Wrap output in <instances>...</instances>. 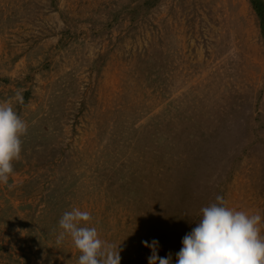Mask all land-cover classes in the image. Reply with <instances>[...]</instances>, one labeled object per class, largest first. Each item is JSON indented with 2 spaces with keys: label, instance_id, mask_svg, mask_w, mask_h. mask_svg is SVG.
Returning a JSON list of instances; mask_svg holds the SVG:
<instances>
[{
  "label": "rangeland",
  "instance_id": "rangeland-1",
  "mask_svg": "<svg viewBox=\"0 0 264 264\" xmlns=\"http://www.w3.org/2000/svg\"><path fill=\"white\" fill-rule=\"evenodd\" d=\"M0 103L28 126L0 264H77L73 208L120 264L175 259L218 195L264 215V0H0Z\"/></svg>",
  "mask_w": 264,
  "mask_h": 264
},
{
  "label": "clouds",
  "instance_id": "clouds-1",
  "mask_svg": "<svg viewBox=\"0 0 264 264\" xmlns=\"http://www.w3.org/2000/svg\"><path fill=\"white\" fill-rule=\"evenodd\" d=\"M23 103V95L16 94ZM27 123L8 103H0V185L10 186L13 162L20 159L21 137L27 133ZM88 211L73 208L63 213L58 221L61 230L56 238L59 245L70 237L78 250L77 264H120L121 243L113 244L99 237ZM264 215L226 206L222 196L200 209L195 227L181 240V248L174 254L158 255L156 239L141 241L151 255L147 264H264Z\"/></svg>",
  "mask_w": 264,
  "mask_h": 264
},
{
  "label": "trees",
  "instance_id": "trees-1",
  "mask_svg": "<svg viewBox=\"0 0 264 264\" xmlns=\"http://www.w3.org/2000/svg\"><path fill=\"white\" fill-rule=\"evenodd\" d=\"M252 3L255 5V0H252Z\"/></svg>",
  "mask_w": 264,
  "mask_h": 264
}]
</instances>
